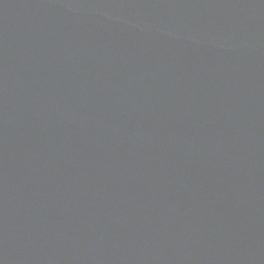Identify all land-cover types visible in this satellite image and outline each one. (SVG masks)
Masks as SVG:
<instances>
[{"label":"water","instance_id":"1","mask_svg":"<svg viewBox=\"0 0 264 264\" xmlns=\"http://www.w3.org/2000/svg\"><path fill=\"white\" fill-rule=\"evenodd\" d=\"M0 264H264V0H0Z\"/></svg>","mask_w":264,"mask_h":264}]
</instances>
